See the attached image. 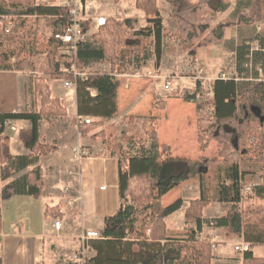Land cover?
I'll return each mask as SVG.
<instances>
[{
    "label": "trees",
    "instance_id": "16d2710c",
    "mask_svg": "<svg viewBox=\"0 0 264 264\" xmlns=\"http://www.w3.org/2000/svg\"><path fill=\"white\" fill-rule=\"evenodd\" d=\"M164 1L171 7L170 15L176 21L178 47L182 51L189 50L193 63L197 51L221 42L227 29L256 25L263 18L264 0ZM232 1L236 4L233 16L216 22L217 15L225 13ZM135 7L144 12L147 24L133 35L143 40L152 39L155 56L159 59L165 32L157 0H136ZM68 12V7L48 8L31 4L17 8L0 0V22L11 18L13 29L17 31L28 18L34 24L32 34L36 39L23 44L19 50L3 51L6 36L4 24L0 26V71L32 69L35 56H54L60 45L53 39H46L44 32L49 27L60 32L67 25ZM135 24L136 21L130 19H107L105 26L92 34V43L86 42L79 47L74 61L75 67L86 75V79L77 81L78 120L73 124L81 134L92 133L90 139L99 140L103 145L107 136L100 127L103 121L112 119L117 113L120 80L87 69L101 62H109L113 68L129 63L130 48L138 47L139 42L125 37ZM89 25V21L84 23L85 27ZM11 59L15 60L14 64H11ZM65 68H70V64L65 63ZM56 76L65 81L73 79L66 71L57 72ZM35 86L40 96L38 112L0 114V132L7 120L29 122L30 127L18 133V141L30 152L24 158L26 164L32 163L37 156L55 151V147L40 143V123L68 115L63 102L51 96L44 81L35 80ZM202 89L201 82L196 81V91L184 96V102L196 104L204 96ZM90 91L95 94L92 96ZM208 93L211 94V113L204 117L201 114L203 106L196 105L200 115L197 120V143L200 150L205 151L212 142H216L218 153L215 157H199L195 161L172 157L170 148L158 142L155 118L142 124L144 138L131 136L127 139V147L121 146L117 152L109 151L117 159L120 205L113 216L104 219L100 237L88 242L94 255L81 264H211L212 245L207 238L200 239L196 231L181 239L167 236L165 219L182 207V201L177 200L163 207L162 198L181 184L207 173L210 163L216 162L217 158L230 165L229 184L219 185L220 200L228 204L229 209L224 216L204 220L202 211L208 201L202 198L189 203L184 213L185 220L195 222L197 230L203 222L210 227L224 228L229 235L241 236L251 247L264 248V82L247 78H218L210 84ZM152 107L165 110L166 104L160 101ZM86 118L93 121L79 124V120ZM253 159L262 162L263 185L254 187L251 196L241 197L239 184L248 169L241 168L239 162ZM10 161L7 140L0 137V174L3 181L13 174ZM43 185L41 170L37 167L25 176L21 192L39 198ZM18 192L14 185L6 184L2 197L7 200ZM45 215L50 218L61 216L59 207L46 208ZM243 264H264V261L254 258L249 251L244 253Z\"/></svg>",
    "mask_w": 264,
    "mask_h": 264
},
{
    "label": "crops",
    "instance_id": "0c3cea01",
    "mask_svg": "<svg viewBox=\"0 0 264 264\" xmlns=\"http://www.w3.org/2000/svg\"><path fill=\"white\" fill-rule=\"evenodd\" d=\"M7 1L10 5L13 4L17 8H23L31 4L48 8H64L67 7L68 3V0ZM135 1L132 0V3L128 4L124 9H119L118 13L110 16L86 13V0H78L82 18L89 22H92L94 18L99 16H104L107 19H131L133 15L137 16L139 11L144 14L143 11L136 9ZM130 5H132L131 8L129 7ZM143 17L145 19V16ZM223 41H225V35ZM205 49H207V56L210 59L209 61H211L214 56V49L212 46ZM198 53L199 50L194 59L196 58L197 62H202L203 60L200 59ZM207 62L205 61L204 63L207 64ZM154 77L157 79L161 76L155 75ZM30 79L20 71H0V114L38 112L37 109L34 110L33 108L36 106L35 103H37L38 98H35L34 94L31 93ZM128 83L126 82L124 87L120 86L117 90V112L120 108H123L126 115L136 112L132 108L148 111L150 106L152 112L149 111L150 117L147 120L162 117L161 120L163 119L162 121L164 122V138L168 139L164 144L170 148L172 156L174 148L168 136L176 135V130L173 128L171 115L168 112L166 115H163L160 112L164 110L154 109L152 106L162 101L166 104V108H168L169 103L174 102L172 99H177V102L174 103L184 106L185 109L187 104L184 105V102L180 101L179 97H173L172 93L169 94V91L165 90V88L162 91L158 90V98L156 97V100L155 98L153 99L155 101L152 100L148 103L145 98L148 97L149 92H143V89L147 88L148 84L135 81V89L132 90L129 89ZM155 83L157 84L156 80L150 85H155ZM48 86L51 96L59 99L65 105L64 102L68 101L66 100L67 89L63 87L62 81L58 83L54 90L49 84ZM142 93L144 97L140 96ZM140 97L142 98L140 99ZM193 108L196 114L195 106ZM152 114L153 116H151ZM116 116L117 113L113 117ZM75 120H78L76 96L73 114H69L68 112L67 117H55L40 123L38 130L40 143L55 147V151L46 156H37L30 164H26L27 161L24 160L30 152L26 151L24 146L18 141L19 131L27 130L30 127L29 122L25 120H7L4 123L0 137L7 140L11 155L10 164L14 171L12 176L6 181L2 180L0 174V264H81L84 259H88L94 255V252L88 246L90 240L82 241L81 236L87 232H97L100 234L103 229L104 219L113 216L118 210L120 203H116L115 197V190L117 189L118 191L117 159L110 155L109 152L93 154V145L91 144L93 141L90 139L92 134H81L78 127L73 124ZM197 120L198 118L190 130V133H194V137L196 136V138L198 136ZM17 123L19 127H17ZM181 131L183 134H187L185 127ZM159 138L160 135L158 134ZM191 144L186 142V150L190 147L191 152L186 151V156H183V158L191 159L189 154L194 151V154L197 156H195L196 158L202 156L205 151L202 152L199 149L196 152L194 150L195 144L194 149ZM77 147L82 149L89 148L91 156L82 158L81 160L77 159L76 155L72 152V149ZM37 167L41 170L44 185L41 196L39 198H32L21 192V185L24 183L27 173ZM109 180L110 187L107 185ZM6 184L14 185L15 189L20 192L4 200L2 197L3 187ZM60 186H63L62 190ZM102 186L105 187L103 191L100 190ZM181 187L182 185L178 189H181ZM177 200L182 201V207L165 219L167 236L169 238H185L191 232L196 231L200 239L205 237L214 245L211 264H243L244 254L234 249V245L239 243L240 240L233 235H227L224 228L210 227L206 222H203L199 226V230H197V224L193 222L189 225L191 226L189 231H183L187 221L185 218L180 221L177 214L183 210L184 215L192 200L186 201L182 197ZM219 201L221 202L220 199ZM172 203L163 206L168 207ZM55 206L59 207L61 216L46 217V208ZM205 210L203 211V215H205ZM214 218L219 217L211 216L207 218L203 216L204 220ZM55 222L60 223L58 230L54 227ZM180 229H182L183 235L179 234L178 230ZM250 252L254 258L264 261L263 247H251Z\"/></svg>",
    "mask_w": 264,
    "mask_h": 264
},
{
    "label": "rangeland",
    "instance_id": "374dc122",
    "mask_svg": "<svg viewBox=\"0 0 264 264\" xmlns=\"http://www.w3.org/2000/svg\"><path fill=\"white\" fill-rule=\"evenodd\" d=\"M5 1L9 4L7 0ZM130 3H132V0H86L85 10L86 13H94V15L105 14L113 16L119 12V9H124ZM131 6L132 5L129 7L131 8ZM157 7L163 19L162 27L165 32V37L162 41V55L159 59L155 56L152 39L143 40V38H138L133 35V32L144 28L147 24L146 18L144 19L143 17L145 15L139 11L137 16L133 15V18L130 19L135 20L136 24L134 29L128 31L125 37L126 39L138 40L139 42L138 47L134 49L130 48L131 54L127 57V59L129 58V63L121 65L118 64L117 67L113 68L109 62H101L90 66L87 70L97 71L101 74H108L112 76L115 75V78L121 80V87H124V84L129 82V89L132 90L135 89V81L148 84V87L143 89V92H149L148 97L145 98L148 103L154 98L156 100V97L158 96L157 91L164 90L163 88L168 82L171 83V90L169 91V94L172 93V95L179 97V99H181L180 101L184 102V96L192 95L196 91V81L199 80L202 84V92L204 96L200 97L196 104L184 102V105L187 104L185 109L184 106L174 103L177 102V99H172L174 102L169 103V109L166 108L164 111L160 112L163 115H166L167 112L171 115L173 128L176 130L175 133L177 136H168L171 139V144L174 148L172 157H183L186 156V151L189 153L191 152L190 147L186 150V142H188V144H191L192 142L191 146H193V149L195 144L194 150H196V152L200 149L196 142L198 136L196 138V136L194 137V133H190L192 126L196 123V119L200 118V115L197 112L195 114L193 107L195 106L196 109V105H202L203 110L201 114L204 115V117L211 113V94L208 93V89L210 84L215 79L222 78V76H224L226 79L247 78L248 80L255 79L257 81L259 80L264 82V6L262 13L263 18L260 23L251 26L235 27L225 31V41L222 40L221 42L212 45V48L214 49V56L211 61H209L210 59L207 56V49L202 48L199 50L198 56L204 62L208 61L207 64L203 61L197 62L196 58L193 63L192 57L188 53L189 50L182 51L180 47H178L179 36L177 32V25L176 21L170 15L171 7L169 4H167L164 0H157ZM235 8L236 4L232 1L225 13L217 15L216 22L230 19L233 16ZM4 20L6 23H4L5 21L0 22V26H3L4 24V34L6 36L2 49L3 51L9 52V50H19L23 44L36 40L32 34L34 24L30 19H24L25 23L22 28H19L17 31H14L12 28L9 32H7L6 29L9 23H12L13 25L12 19L6 18ZM51 30H53L51 27L45 30L44 37L46 39H51L48 36V32ZM87 42L92 43V34L88 38ZM122 49L125 48L122 47ZM238 57L241 60L240 64ZM197 59L199 58L197 57ZM10 62L11 64H14L15 60L11 59ZM65 63L67 62L61 58L60 52L57 50L54 56L48 54L35 56L33 68H26L21 71L28 78H31V83H29L31 93L34 94L35 98H38L37 103H35L36 106L33 107L34 110H39L40 108V96L36 90L35 80L40 79L44 81V84L48 88L49 84L54 90L60 81H62V83L65 81L61 79V77L56 76L57 72L66 71L73 77V74L71 73L72 67L65 68ZM75 69L78 71L76 67ZM78 73L80 72L78 71ZM155 75H159L161 77L156 79L154 77ZM155 80L157 84L155 83V85L151 86L150 84ZM140 96L144 97L143 93L140 94ZM142 97H140V99ZM66 100L68 101L64 102L65 106L68 109L69 114H73L75 102L74 90L67 89ZM120 101L122 100L120 99ZM132 109L136 112L125 115L124 109L120 108L116 117L103 121L100 128L105 131L107 140L105 141V145H103L99 140L93 141V143H91L93 145V154L96 155L109 151L117 152L121 146L127 147V139L131 136L144 138L141 126L149 121L147 119L150 117L149 111L152 112V109L150 106L148 111L139 108H136V110L135 108ZM151 116H153V114ZM161 118L162 117H158L155 118V120L157 132L160 135V138L158 139V141L160 140L159 144H164L165 141H168V139L164 138V122ZM16 125L19 127L18 123ZM183 127L186 128L187 134L182 133L181 130ZM7 133H9V131H7ZM194 152L189 154V157L195 161L197 160V156ZM217 153L218 145L216 142H212L208 149L205 150L203 155L200 157L212 158L215 157ZM239 165L241 168L247 167L248 169L247 174L243 178H245L248 182H254L257 184L256 186L263 185L261 161H257L255 159L251 161H241L239 162ZM229 168V162L225 163L222 158H217L216 162L210 163L207 173L181 184V189H178L177 187L167 193L162 199V206L168 205V203H172L180 197L186 199V201H195L205 198L208 201V205L203 209L204 211L207 208L204 213L205 215H203L202 211V218L203 216L207 218L211 216H224L229 209V206L219 201L221 196L219 185L229 184ZM107 185L110 187V180ZM60 189L62 190L63 186H60ZM252 194L253 191L244 195V197L251 196ZM115 197L116 203H119L117 189L115 190ZM177 216L180 221L184 220L183 210H181ZM191 223L193 222L187 221L183 231H189L191 227L189 225ZM183 231L182 229L178 230L180 235H183ZM226 234L229 235L227 231ZM233 236L237 237L240 241L243 240L241 236ZM203 239H205V237H203ZM211 245L213 249L214 245L212 243Z\"/></svg>",
    "mask_w": 264,
    "mask_h": 264
},
{
    "label": "built area",
    "instance_id": "2783aa9c",
    "mask_svg": "<svg viewBox=\"0 0 264 264\" xmlns=\"http://www.w3.org/2000/svg\"><path fill=\"white\" fill-rule=\"evenodd\" d=\"M67 7L69 10L67 25L60 32H55L54 30L49 31L48 36L60 45L58 50L60 52L61 58H63L67 63L70 62L68 64H70V68L72 67L71 73L73 74V79L64 81L63 87L66 89L75 90L77 81L80 79H86V75L84 73H78V71L75 69L74 61L76 59L78 49L82 44H85L88 41V38L91 36V34L96 33L101 27L105 26L107 18H105L104 16L96 17L92 22H90V25L88 27H85L84 23L86 21L82 18L78 0H68ZM12 28V23H9L7 25L6 31L9 32ZM221 79L227 80L226 78H224V76H222ZM164 88L165 90L170 91L171 83H166ZM90 92L92 96L95 94L94 91ZM91 122L92 120L90 118L79 120V124H90ZM72 152L79 160L91 156V151L89 148L82 149L77 147L73 148ZM256 185L257 184H255L254 182H248L245 178H242L239 184L240 196L242 197L246 194L251 193ZM100 190H105V187H100ZM69 205H71V203H69ZM54 227L58 230L60 228V223L55 222ZM99 237L100 235L97 232H87L81 236V240H94L98 239ZM234 249L235 251L244 254L250 251L251 245L242 240L234 245Z\"/></svg>",
    "mask_w": 264,
    "mask_h": 264
}]
</instances>
